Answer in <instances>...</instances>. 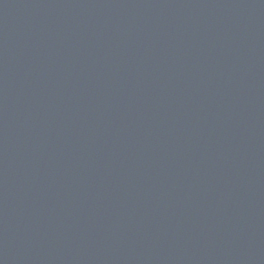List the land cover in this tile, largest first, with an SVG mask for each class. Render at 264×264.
<instances>
[{"label": "water", "instance_id": "obj_1", "mask_svg": "<svg viewBox=\"0 0 264 264\" xmlns=\"http://www.w3.org/2000/svg\"><path fill=\"white\" fill-rule=\"evenodd\" d=\"M0 264H264V0H0Z\"/></svg>", "mask_w": 264, "mask_h": 264}]
</instances>
